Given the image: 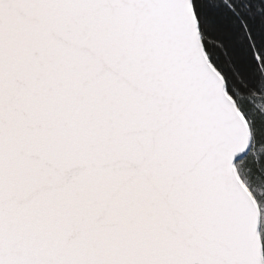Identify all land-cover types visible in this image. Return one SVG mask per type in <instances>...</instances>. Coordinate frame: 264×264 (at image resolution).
I'll use <instances>...</instances> for the list:
<instances>
[{
    "label": "snow or ice",
    "instance_id": "1",
    "mask_svg": "<svg viewBox=\"0 0 264 264\" xmlns=\"http://www.w3.org/2000/svg\"><path fill=\"white\" fill-rule=\"evenodd\" d=\"M0 264H264V0H0Z\"/></svg>",
    "mask_w": 264,
    "mask_h": 264
}]
</instances>
